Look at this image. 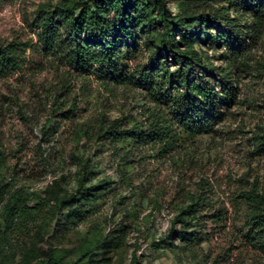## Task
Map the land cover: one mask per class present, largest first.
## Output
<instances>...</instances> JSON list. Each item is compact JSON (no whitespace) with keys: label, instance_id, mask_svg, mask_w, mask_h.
<instances>
[{"label":"rangeland","instance_id":"374dc122","mask_svg":"<svg viewBox=\"0 0 264 264\" xmlns=\"http://www.w3.org/2000/svg\"><path fill=\"white\" fill-rule=\"evenodd\" d=\"M79 1L88 0H0V46H33L22 71L0 77V264H264V235L253 229L264 219V34L235 67L223 50L195 44L239 89L213 133L114 144L103 132L116 120L145 123L147 95L78 77L40 46L35 26L41 11ZM138 32L143 66L162 33L154 11ZM96 182L103 191L69 220L70 195ZM14 197L36 213L8 229Z\"/></svg>","mask_w":264,"mask_h":264},{"label":"trees","instance_id":"16d2710c","mask_svg":"<svg viewBox=\"0 0 264 264\" xmlns=\"http://www.w3.org/2000/svg\"><path fill=\"white\" fill-rule=\"evenodd\" d=\"M170 3L177 6V13L171 11ZM149 10L155 12V24L162 33L157 51L146 65L138 66L134 64L141 50L138 28ZM35 26L41 32L40 46L78 77L92 79L108 90L120 86L147 95L153 111L145 123L136 121L128 129L121 120L112 122L103 132L109 142L170 146L183 134L196 138L213 133L238 98L235 75L214 66L195 44L211 52L223 50L235 67L264 34V0L79 1L52 13L41 11ZM32 47L21 41L0 46V77L22 71ZM98 184L89 189L80 186L70 195L69 220L77 221L87 212L81 206L100 195L103 188ZM22 200L14 197L6 209L8 229L16 219H30L36 213ZM253 229L264 235L262 217L253 219ZM193 236L191 232L181 235L189 241Z\"/></svg>","mask_w":264,"mask_h":264}]
</instances>
